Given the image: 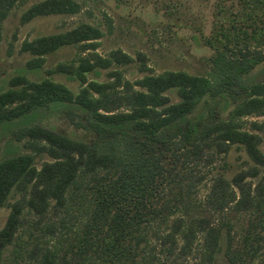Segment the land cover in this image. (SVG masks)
<instances>
[{"label":"rangeland","instance_id":"obj_1","mask_svg":"<svg viewBox=\"0 0 264 264\" xmlns=\"http://www.w3.org/2000/svg\"><path fill=\"white\" fill-rule=\"evenodd\" d=\"M43 1L15 0L0 18V164L27 156L36 171L54 162L57 145L52 133L82 143L94 139L88 127H75L76 122L86 123L80 92L86 89L88 98L100 97L90 83L104 87L100 103L111 114H125L130 113L129 106L119 98L147 95L140 84L144 78L166 73L208 76L213 50L205 39L214 26L215 5L222 1L230 5L233 0H73L78 6L75 13L22 20L29 8ZM85 25L98 29L101 37L51 50ZM220 31L229 37L223 38L229 57L246 47L264 54V47L243 34L249 28ZM246 82V99L240 102L251 103L255 111L240 114L234 112L236 104L204 98L187 119L201 129L213 107L212 125L188 149L163 148L156 205L160 213L136 233L143 241L142 251L135 250L143 257L141 264H264L260 228L264 214L259 206L264 200V190L259 191L264 189V63L250 71ZM159 96L164 103L156 108L160 113L169 106L188 107L180 84H168ZM98 113L107 114L103 109ZM133 120L148 118L138 115ZM242 134L248 138L242 140ZM41 136L48 141H40ZM89 170L82 171L81 186L63 205L48 197L45 210L39 212L28 206L35 175L23 176L11 187L0 203V264H41L52 250L53 264L63 260L64 251L89 222L90 190L84 186L92 180ZM237 185L245 193L240 205ZM66 211L69 217L64 216ZM12 213L17 223L8 239L2 231ZM63 218L72 229L62 235L58 229L49 232ZM248 236L256 250L251 259L243 250ZM219 248L222 254L214 260ZM96 259L97 254L89 253L83 264ZM73 262L69 259L68 264Z\"/></svg>","mask_w":264,"mask_h":264},{"label":"trees","instance_id":"obj_2","mask_svg":"<svg viewBox=\"0 0 264 264\" xmlns=\"http://www.w3.org/2000/svg\"><path fill=\"white\" fill-rule=\"evenodd\" d=\"M14 2L0 0V18L6 16ZM77 10L78 6L73 0H45L29 8L22 20L51 13L72 14ZM213 19L212 32L205 39V45L213 50L209 58L211 71L208 76L188 78L183 74L166 73L159 77L144 78L140 84L147 88V95L132 93L129 97L119 98L124 100L121 103L129 106L130 113L125 114H111L112 111L100 103L104 87L90 83L89 87L100 97L88 98L86 89L80 92L86 123L76 122L75 127H88L95 134L91 142L82 143L52 133L51 140L57 145V154L54 162L45 163L39 171L29 166L31 159L27 161V156L8 158L0 164V203L21 177L31 178L35 175L36 183L32 186L28 206L36 212H39L38 209L45 210L48 197L53 198L56 205H63L67 196H73L81 186L84 179L82 171L90 169L87 172H90L92 180L83 183L90 190L89 222H85L76 234L75 241L64 251L63 260L59 264H68L69 259H74L75 264H83L89 253L97 254V259L90 261V264H141L143 257L138 252L142 251L140 246L143 241L136 239V233H139L142 224L153 223L160 213L156 205L160 196L158 184L164 170L161 159L163 148L170 146L174 150L188 149L214 121L213 107L208 110V124L201 129L200 124H193L187 119L188 114L204 98L212 102L221 100L236 104L234 112L240 114L256 110L251 103L240 101L246 99L247 75L257 65L264 63V54L250 51L246 47L236 50L229 57L225 54L228 47L223 41V38L227 37L228 40L229 37L220 30L222 28L229 32L232 29L235 31L236 27L249 28L250 32H241L264 47V0H233L230 5L219 2L215 5ZM101 35L98 29L85 25L72 32L67 40L56 43L51 50L66 43L97 40ZM94 56L99 62H105L97 55ZM168 84L182 86L184 96L189 101L187 109L183 106H169L162 109V113L156 111L157 107L164 104L159 92ZM147 101L150 103H145ZM100 109L107 114L98 113ZM138 115H144L148 121H134ZM176 115L178 118H174ZM232 133L235 136L236 133ZM46 136H41L40 141H48ZM241 138L245 140L248 135L242 134ZM237 186L241 193V200L237 202L240 205L245 200V193L240 185ZM263 190L260 187L259 191ZM259 206L264 214V200H259ZM68 215L66 211L64 216ZM65 219L51 225L49 232L58 229V234L62 235L70 227ZM16 223L17 215L12 213L2 231L3 237L10 238ZM260 228L264 230V223L260 224ZM253 243L249 236L244 239L243 250L249 259L256 252ZM55 252H49L41 264H53ZM220 254L222 250L219 248L214 251L212 258L215 255V260ZM229 261L231 263L232 258Z\"/></svg>","mask_w":264,"mask_h":264}]
</instances>
